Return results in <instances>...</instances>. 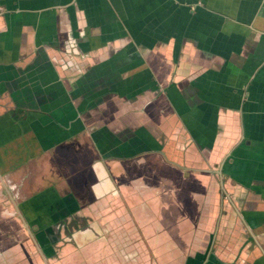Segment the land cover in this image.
Segmentation results:
<instances>
[{
    "label": "crops",
    "instance_id": "crops-1",
    "mask_svg": "<svg viewBox=\"0 0 264 264\" xmlns=\"http://www.w3.org/2000/svg\"><path fill=\"white\" fill-rule=\"evenodd\" d=\"M0 264H264V0H0Z\"/></svg>",
    "mask_w": 264,
    "mask_h": 264
},
{
    "label": "built area",
    "instance_id": "built-area-1",
    "mask_svg": "<svg viewBox=\"0 0 264 264\" xmlns=\"http://www.w3.org/2000/svg\"><path fill=\"white\" fill-rule=\"evenodd\" d=\"M68 49V48H67Z\"/></svg>",
    "mask_w": 264,
    "mask_h": 264
}]
</instances>
